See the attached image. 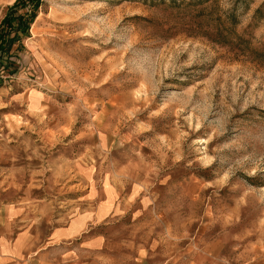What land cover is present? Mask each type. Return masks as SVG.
Listing matches in <instances>:
<instances>
[{"label": "rangeland", "instance_id": "1", "mask_svg": "<svg viewBox=\"0 0 264 264\" xmlns=\"http://www.w3.org/2000/svg\"><path fill=\"white\" fill-rule=\"evenodd\" d=\"M36 16L0 65V209L41 240L25 264H264V0Z\"/></svg>", "mask_w": 264, "mask_h": 264}, {"label": "crops", "instance_id": "2", "mask_svg": "<svg viewBox=\"0 0 264 264\" xmlns=\"http://www.w3.org/2000/svg\"><path fill=\"white\" fill-rule=\"evenodd\" d=\"M0 75V82H4ZM104 200V199H103ZM101 200L100 202H102ZM112 201V200H111ZM75 224L55 227L49 231V239L61 242L64 239L79 240L80 232L87 226L90 218L85 214L75 217ZM32 226L21 218L20 208L8 206L0 209V264H25L26 258L34 255L37 246L41 245ZM99 242V238H88L89 247Z\"/></svg>", "mask_w": 264, "mask_h": 264}, {"label": "trees", "instance_id": "3", "mask_svg": "<svg viewBox=\"0 0 264 264\" xmlns=\"http://www.w3.org/2000/svg\"><path fill=\"white\" fill-rule=\"evenodd\" d=\"M41 3L42 0H14L11 6L7 7L0 21V65L9 60L8 54L12 45L29 35V27L37 17V9Z\"/></svg>", "mask_w": 264, "mask_h": 264}]
</instances>
